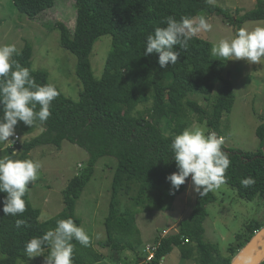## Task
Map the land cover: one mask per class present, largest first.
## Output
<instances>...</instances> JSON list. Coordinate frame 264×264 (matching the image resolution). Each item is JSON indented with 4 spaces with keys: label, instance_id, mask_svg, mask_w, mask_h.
<instances>
[{
    "label": "trees",
    "instance_id": "1",
    "mask_svg": "<svg viewBox=\"0 0 264 264\" xmlns=\"http://www.w3.org/2000/svg\"><path fill=\"white\" fill-rule=\"evenodd\" d=\"M75 2V29L61 21L55 27L61 33V45L77 57L76 74L83 84L80 101L66 97L50 82L46 70L32 67L33 49L28 42L10 61L0 60V134L7 129L32 132L44 127L32 139L9 146L0 166V264L28 260L31 252L48 249L54 235L62 240L67 262L99 264L104 260L94 248L92 235L69 232L71 224H81L76 215L78 199L104 156L118 162L105 219L107 238L99 242L102 248L112 249L111 259L122 263L123 252H137L140 244L134 239L139 232L137 212L121 210V194L130 195L136 188L137 195L131 199L140 206L156 191L162 202L165 197L184 193L189 181L194 180L199 184L196 203L189 217L181 221L179 232L162 238L161 245L156 238L160 246L155 258L142 262L145 256L137 253L136 264H161L174 247L181 248L183 257L208 264L212 257L204 240V222L207 206L216 200L213 185L228 184L248 200L264 194V115H258L262 123L256 131L260 150L245 151L223 144V119L235 103L232 82L224 76L227 62L213 55L210 41L183 33L181 28L201 13L205 16L200 25L207 24L211 15H218L239 28L243 43L242 25L248 20H264V0H257L253 10L238 16L211 0ZM13 3L31 19L41 20L55 0ZM103 35H111L113 45L103 77L98 79L92 70L91 54ZM217 81L221 87L210 109L190 98L201 93L212 100ZM148 103L147 113L139 110V105ZM189 111L218 136L193 152L188 142L181 140ZM162 129H169V134ZM65 140L84 148L90 159L64 190L63 211L42 222L40 210L30 199V172L21 165L34 148L61 147ZM263 227L264 222H250L246 232L238 234L236 243L229 247L230 255L219 264H231ZM186 239L188 243H184Z\"/></svg>",
    "mask_w": 264,
    "mask_h": 264
},
{
    "label": "rangeland",
    "instance_id": "2",
    "mask_svg": "<svg viewBox=\"0 0 264 264\" xmlns=\"http://www.w3.org/2000/svg\"><path fill=\"white\" fill-rule=\"evenodd\" d=\"M215 5L226 9L235 16L243 15L256 7L257 0H211ZM75 0H55V5L44 14L41 20L31 19L20 12L13 0H0V60L10 61L15 52L21 51L28 42L33 49L32 67L46 70L49 80L63 94L80 101L83 84L76 74L77 57L60 43L61 33L55 27L57 21L64 22L69 29L76 26ZM205 14L190 21L181 28L183 33L196 35L212 44V53L217 58L226 60L224 76L232 82L235 92V103L223 119L221 137L227 147L245 151H258L261 148L260 138L256 131L262 123L258 115H264V20H248L242 25L243 43L238 37L239 28L224 21L221 16L211 15L207 24L199 21ZM113 38L103 35L94 44L91 64L94 76L103 77L108 56L112 50ZM221 82H215V88L206 100L201 93L190 96L192 100L207 107L218 96ZM150 104L139 105V110L147 113ZM175 115H173V118ZM188 124L182 130L181 140L188 142L190 152L205 146L217 139L215 133L193 112L187 114ZM166 128V124L164 125ZM44 127H37L32 132L20 129H7L0 134V166L7 157V148L16 147L20 142L39 135ZM162 131L169 134L165 129ZM19 135L20 139L15 138ZM18 152V148H16ZM90 159L89 153L77 144L65 140L61 147L41 145L34 148L29 158L21 167L30 172L28 187L34 207L40 210V220L47 221L63 211L65 205L63 192L70 179L79 174ZM117 159L111 156L100 158L95 173L86 185L76 206V215L81 224H71L69 232L92 235L94 248L104 255L99 264H136L137 253L145 256L142 262L148 261L149 245H161V239L179 232L181 221L191 214L199 191L197 181L190 180L184 193L176 198L165 197L159 201L160 194H150L144 205L135 206L131 196L137 195V189L131 194L120 195L122 211L133 209L137 212L134 235L139 241L137 252L125 250L122 263L111 259L112 249L102 248L100 241L107 238L105 219L109 214L112 198V182L117 167ZM216 200L207 206L208 215L204 222V240L208 244L212 260L208 264H219L230 255L229 247L236 243L237 235L246 232L252 221L264 222V194L254 199L242 198L236 189L228 184L216 182L213 185ZM159 238L160 245H156ZM158 242V243H159ZM188 243V240L184 241ZM196 256V255H195ZM1 257V255H0ZM19 264H73L67 262L61 238L54 235L48 249L37 250L29 254V259ZM161 264H197L195 257L185 258L180 247H174L171 253L163 258Z\"/></svg>",
    "mask_w": 264,
    "mask_h": 264
},
{
    "label": "water",
    "instance_id": "3",
    "mask_svg": "<svg viewBox=\"0 0 264 264\" xmlns=\"http://www.w3.org/2000/svg\"><path fill=\"white\" fill-rule=\"evenodd\" d=\"M264 152V141H263ZM194 159V157L192 158ZM264 261V227L239 251L231 264H261Z\"/></svg>",
    "mask_w": 264,
    "mask_h": 264
},
{
    "label": "built area",
    "instance_id": "4",
    "mask_svg": "<svg viewBox=\"0 0 264 264\" xmlns=\"http://www.w3.org/2000/svg\"><path fill=\"white\" fill-rule=\"evenodd\" d=\"M15 138L18 139L19 135H15ZM156 245H159L156 244ZM156 250V247L149 245L147 248L148 251V257L146 258L148 260V262H151L154 259V251Z\"/></svg>",
    "mask_w": 264,
    "mask_h": 264
}]
</instances>
